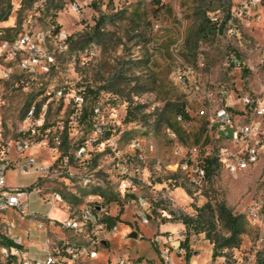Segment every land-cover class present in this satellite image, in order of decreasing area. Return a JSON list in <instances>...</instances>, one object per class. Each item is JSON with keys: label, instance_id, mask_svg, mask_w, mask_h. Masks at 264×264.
Here are the masks:
<instances>
[{"label": "rangeland", "instance_id": "374dc122", "mask_svg": "<svg viewBox=\"0 0 264 264\" xmlns=\"http://www.w3.org/2000/svg\"><path fill=\"white\" fill-rule=\"evenodd\" d=\"M22 1L5 0L10 7L6 20L0 21V35L25 31L34 38L41 36L39 45L49 52L53 66L48 74L34 76L14 68L0 106L4 148H12L19 139L31 102H49V120L54 123L63 117L66 109L55 100L52 89L65 88L71 96L80 88L88 101L86 114L91 106H100L106 128L116 129L122 152L128 150L130 140L149 137L156 147L153 157L163 162L173 160L176 142L198 145L207 132L206 120L196 118L195 87L224 89L233 100L249 94L264 101V0ZM27 16L33 20L25 26ZM229 55L240 60V67L225 65ZM186 68L191 76L183 86L175 74ZM179 109L192 127L186 129L176 121ZM214 135L215 130L208 134L203 152L221 146ZM77 138L71 127L64 143L71 146ZM24 155L42 156L36 148ZM155 159L138 166L140 182L134 194L119 190L115 170L100 160L105 171L102 187L90 191L60 181L42 185L44 197L53 190L62 202L52 208L32 193L30 211L49 212L51 219L62 222L67 214L78 216L93 200L102 207L103 220L118 217L112 232L104 222L99 238L105 246L92 264H115L118 259L126 264H167L168 258L170 264H264V162L236 174L219 164L206 185L193 188L175 183L173 173L161 170ZM6 177L9 185L25 187L36 181L37 174L10 170ZM150 192L169 198L174 215L152 211L149 223L142 225L137 197ZM220 206L243 223L239 244L231 248H217L228 237L227 225L218 214ZM180 215L201 216L205 232L186 229L177 220ZM11 221L20 224L17 217ZM22 226L30 232L29 247L36 251L46 233L30 224ZM54 232L69 243L87 239ZM14 233L26 238L23 230Z\"/></svg>", "mask_w": 264, "mask_h": 264}, {"label": "built area", "instance_id": "2783aa9c", "mask_svg": "<svg viewBox=\"0 0 264 264\" xmlns=\"http://www.w3.org/2000/svg\"><path fill=\"white\" fill-rule=\"evenodd\" d=\"M32 20L33 16H27L23 23L27 26ZM40 37L34 38L25 31L8 37L0 35V106L3 91L13 79L14 68L27 76L50 72L53 59L39 45L43 39ZM225 63L235 68L241 65L233 55L227 56ZM189 76V68L175 74L178 83L183 86ZM192 91L198 106L196 118L206 120L207 132L198 145L187 146L176 142L171 162L153 157L156 147L149 137L130 140L128 150L122 152L115 138L116 129L106 128L100 106H91L89 115L86 114L88 101L80 88L71 96L65 88L52 89L55 100L66 109L63 117L55 123L49 120V102H31L15 145L12 148L0 145V264H75L80 258L97 257L103 246L99 235L105 229L102 207L93 203L91 196L88 197L91 202L83 206L78 216H68L62 222L51 219L49 212L31 213L30 200L34 193L43 205L52 208L62 202L61 195L53 190L45 197L43 195L42 185L56 181L75 183L90 191L97 190L104 183L105 171L98 164L100 160L107 161V165L115 170L119 190L132 194L140 182L138 166L149 159H155L161 170L185 177L193 188L206 184V160L210 157L216 158L230 174L264 162V101L259 96L247 94L233 100L224 89L215 92L195 87ZM176 121L186 129L193 126L191 120H184L181 115L176 117ZM71 127L76 130L78 138L68 146L64 138ZM213 130L214 139L221 146L215 152H203L202 145ZM168 136L176 139L173 132H168ZM31 148L39 149L42 156H25ZM10 170L22 174L35 173L37 179L29 186H11L6 177ZM137 203L142 225L149 223L152 211L166 217L174 215L169 198H158L153 192L149 196L137 197ZM14 217L20 224L15 225L11 221ZM28 224L46 233L36 251L29 247L30 232L22 226ZM55 229L72 236L86 235L87 239L83 243H69L59 238ZM15 230H23L26 238L17 236ZM113 230L114 227L110 232ZM166 263L170 264L169 258ZM115 264H126V261L118 259Z\"/></svg>", "mask_w": 264, "mask_h": 264}, {"label": "trees", "instance_id": "16d2710c", "mask_svg": "<svg viewBox=\"0 0 264 264\" xmlns=\"http://www.w3.org/2000/svg\"><path fill=\"white\" fill-rule=\"evenodd\" d=\"M24 1L26 2V0H23L22 2H24ZM7 4H8V2H5V0H0V5H1L0 6V9H1L0 21L6 20V16L9 12V7H10V6H8V8H7ZM2 36L8 37L4 34ZM178 111H179L178 115H181L184 120H189L188 116L184 113V111L182 109H179ZM206 164H207V167H206V183H207V180L210 178L213 170L220 163L217 161L216 158L210 157L206 160ZM173 180L175 183H177V181H181V182L187 184L188 186H190L187 183L185 177H183V176L173 175ZM218 214H219L220 219L224 220L226 225H227L228 237L223 238L221 240V243L217 245V248L218 249L231 248L234 245H238L239 244V236L243 232V223L239 220L238 217H233L230 214V212L225 209L224 206L219 207ZM200 219H201V216H199V215L196 216L195 218L180 215L177 220L186 229H188V230L193 229L195 231V233H202V232H205V229L203 228V225H201ZM103 221L106 222V224H108L107 230L110 231L113 227H115V224L117 222H119V218L118 217L111 218V217L106 216ZM214 249H216V243H214Z\"/></svg>", "mask_w": 264, "mask_h": 264}, {"label": "crops", "instance_id": "0c3cea01", "mask_svg": "<svg viewBox=\"0 0 264 264\" xmlns=\"http://www.w3.org/2000/svg\"><path fill=\"white\" fill-rule=\"evenodd\" d=\"M12 186V185H11ZM50 215V214H49ZM69 216V214H67V217ZM51 217V215H50ZM116 231H118V229H116ZM103 241V240H102ZM103 246H105V242L103 241L102 243ZM102 246V247H103ZM83 261H89L88 263L92 264V259H88V258H80L75 264H81L83 263Z\"/></svg>", "mask_w": 264, "mask_h": 264}, {"label": "water", "instance_id": "95a60500", "mask_svg": "<svg viewBox=\"0 0 264 264\" xmlns=\"http://www.w3.org/2000/svg\"><path fill=\"white\" fill-rule=\"evenodd\" d=\"M132 237H133V238L136 237V234L133 233V234H132Z\"/></svg>", "mask_w": 264, "mask_h": 264}]
</instances>
